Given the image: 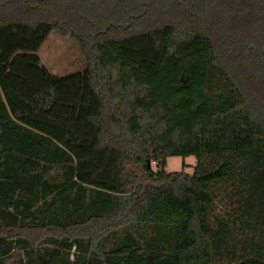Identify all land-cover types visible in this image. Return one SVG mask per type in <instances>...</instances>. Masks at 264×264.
<instances>
[{"label": "trees", "instance_id": "1", "mask_svg": "<svg viewBox=\"0 0 264 264\" xmlns=\"http://www.w3.org/2000/svg\"><path fill=\"white\" fill-rule=\"evenodd\" d=\"M0 16V264H264V0ZM53 33L95 50L83 72L42 63Z\"/></svg>", "mask_w": 264, "mask_h": 264}, {"label": "rangeland", "instance_id": "2", "mask_svg": "<svg viewBox=\"0 0 264 264\" xmlns=\"http://www.w3.org/2000/svg\"><path fill=\"white\" fill-rule=\"evenodd\" d=\"M95 1L97 3H100V1L103 0ZM115 1L119 3V0H112V3L114 4ZM8 10H10V12L14 11L11 8H9ZM0 19H2L1 16ZM94 52L95 50L90 47H88L87 50H84L80 46V44L72 37H66L57 33H53L49 36L47 41L42 46L39 52V56L42 63L49 69V71L53 75L64 77L83 72L88 65L87 56L89 54H94ZM184 164L186 165L184 171L188 174H193L194 169L197 165V160L195 157H188L185 160L182 157H171L168 159L167 171L170 173L180 172L183 170ZM152 168L155 171L157 170L155 163L152 164ZM129 169L132 170L131 167ZM219 210H221V207L219 208ZM71 233L73 235L88 236V234H92V231L81 228L74 229Z\"/></svg>", "mask_w": 264, "mask_h": 264}]
</instances>
